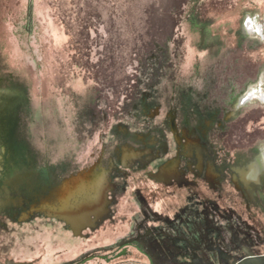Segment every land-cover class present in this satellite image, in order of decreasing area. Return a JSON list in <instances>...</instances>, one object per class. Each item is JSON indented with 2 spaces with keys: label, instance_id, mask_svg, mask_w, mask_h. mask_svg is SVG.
<instances>
[{
  "label": "rangeland",
  "instance_id": "1",
  "mask_svg": "<svg viewBox=\"0 0 264 264\" xmlns=\"http://www.w3.org/2000/svg\"><path fill=\"white\" fill-rule=\"evenodd\" d=\"M0 89V245L10 249L32 233L13 207L104 144L170 137L169 112L218 164L264 159V0H0ZM128 180L153 207L168 202L145 171ZM260 180L249 201L264 227ZM233 197L222 201L238 209ZM119 201L125 212L131 199Z\"/></svg>",
  "mask_w": 264,
  "mask_h": 264
},
{
  "label": "flooded vegetation",
  "instance_id": "2",
  "mask_svg": "<svg viewBox=\"0 0 264 264\" xmlns=\"http://www.w3.org/2000/svg\"><path fill=\"white\" fill-rule=\"evenodd\" d=\"M184 124L169 112L170 137L112 151L104 144L44 196L13 207L12 218L30 224L32 233L10 249L1 244L0 264H235L244 255H264V227L249 201L264 159L218 164ZM138 171L174 201L155 208L140 188L131 190L128 178ZM125 193L131 201L121 212ZM234 193L238 209L222 201L227 194L233 203ZM200 248H208V261L198 259Z\"/></svg>",
  "mask_w": 264,
  "mask_h": 264
},
{
  "label": "water",
  "instance_id": "3",
  "mask_svg": "<svg viewBox=\"0 0 264 264\" xmlns=\"http://www.w3.org/2000/svg\"><path fill=\"white\" fill-rule=\"evenodd\" d=\"M199 250L204 254V257H198V259L204 258L208 261V248H200ZM194 264H196V262H194ZM235 264H264V255H244L236 258Z\"/></svg>",
  "mask_w": 264,
  "mask_h": 264
},
{
  "label": "crops",
  "instance_id": "4",
  "mask_svg": "<svg viewBox=\"0 0 264 264\" xmlns=\"http://www.w3.org/2000/svg\"><path fill=\"white\" fill-rule=\"evenodd\" d=\"M167 199H168V200H167L168 202H166V204H167V203H171V202L174 201L172 197H168ZM164 205H165V204L162 205V204L160 203V204H159V209H160V208L164 209V208H165Z\"/></svg>",
  "mask_w": 264,
  "mask_h": 264
},
{
  "label": "bare ground",
  "instance_id": "5",
  "mask_svg": "<svg viewBox=\"0 0 264 264\" xmlns=\"http://www.w3.org/2000/svg\"><path fill=\"white\" fill-rule=\"evenodd\" d=\"M249 27H250V24H249ZM256 164H257V162H256ZM259 164V163H258ZM260 165V164H259ZM257 166V165H256ZM257 168V167H256ZM261 169V168H260ZM260 173H261V171H260ZM95 180V179H94ZM96 181V180H95ZM96 204V203H95ZM100 204V203H99ZM98 207V206H97Z\"/></svg>",
  "mask_w": 264,
  "mask_h": 264
},
{
  "label": "trees",
  "instance_id": "6",
  "mask_svg": "<svg viewBox=\"0 0 264 264\" xmlns=\"http://www.w3.org/2000/svg\"><path fill=\"white\" fill-rule=\"evenodd\" d=\"M78 63H79V62H77V64H78ZM78 65H79V64H78ZM2 91H5V90H1V89H0V92H2ZM4 96L6 97V95H4ZM8 98H9V97H8Z\"/></svg>",
  "mask_w": 264,
  "mask_h": 264
}]
</instances>
